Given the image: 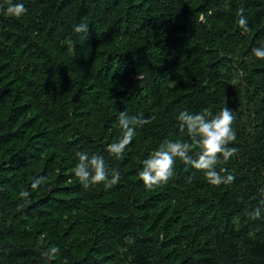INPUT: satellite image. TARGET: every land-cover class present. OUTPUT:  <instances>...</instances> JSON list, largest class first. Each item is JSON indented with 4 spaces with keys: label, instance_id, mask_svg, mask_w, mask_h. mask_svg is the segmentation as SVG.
Instances as JSON below:
<instances>
[{
    "label": "trees",
    "instance_id": "1",
    "mask_svg": "<svg viewBox=\"0 0 264 264\" xmlns=\"http://www.w3.org/2000/svg\"><path fill=\"white\" fill-rule=\"evenodd\" d=\"M13 2L27 12L0 9V264H264V213L251 218L264 207V60L252 54L264 0ZM225 106L238 151L217 171L234 182L211 185L177 159L174 177L147 189L142 161L166 138L191 142L179 114ZM121 112L152 122L117 159L106 146ZM77 152L102 155L119 183L84 189ZM54 246L56 259L42 255Z\"/></svg>",
    "mask_w": 264,
    "mask_h": 264
},
{
    "label": "clouds",
    "instance_id": "2",
    "mask_svg": "<svg viewBox=\"0 0 264 264\" xmlns=\"http://www.w3.org/2000/svg\"><path fill=\"white\" fill-rule=\"evenodd\" d=\"M0 9H5L8 16L17 19L24 16L27 12L24 3L13 2V0H3V3H0ZM239 25L243 31H248L247 19L243 16V10H241ZM74 31L77 33L88 31V25H77L74 27ZM252 54L256 59L264 60V44L254 47ZM179 120L181 122L180 130L182 132L187 131L191 142L166 138L156 150L151 152L142 161L143 167L139 171V177L143 181L144 186L147 189H152L156 186L167 184L175 175L174 169L177 159L185 165H190L204 172L205 178L211 185L218 187L221 184L234 182L235 176L228 173L226 168H220L217 171L221 156L226 163L238 151L236 147H228L229 144L237 140V133L233 127L236 118L232 110L225 106L215 115L206 109L195 114L183 111L179 114ZM118 122L122 130L121 138L106 146L107 152L117 159L122 157L126 147L132 142L136 135L137 127L150 124L152 118L146 119L142 114L129 116L127 112H121ZM194 147H199L200 149L196 153L195 159L190 155ZM76 155L79 162L73 172L79 178L84 189L98 184H103L105 189H109L119 183L121 179L120 171L113 169L110 176L102 155L92 154L89 156L86 152H77ZM44 180H46V177L37 179L33 182L32 188H38ZM30 195L31 193L26 190L19 193V196L25 199L30 197ZM260 217L259 208L251 213L252 219H259ZM59 252V247L54 246L44 251L42 255L48 257L49 260H53L57 258ZM65 264H67V260H65Z\"/></svg>",
    "mask_w": 264,
    "mask_h": 264
},
{
    "label": "rangeland",
    "instance_id": "3",
    "mask_svg": "<svg viewBox=\"0 0 264 264\" xmlns=\"http://www.w3.org/2000/svg\"><path fill=\"white\" fill-rule=\"evenodd\" d=\"M200 21L202 23H206V20L203 18V17H200ZM219 32H224V33H227V29L226 27H221V28H218V30H215L213 35H214V38L219 40V37L221 36V34ZM219 33V35H217ZM242 60H238L236 63H235V66L238 67V69H240L241 71H245V73L247 74L249 72V66H248V58L244 57L243 54L241 55L240 57ZM251 67V66H250ZM260 212L261 214L264 213V207L263 206H260Z\"/></svg>",
    "mask_w": 264,
    "mask_h": 264
}]
</instances>
